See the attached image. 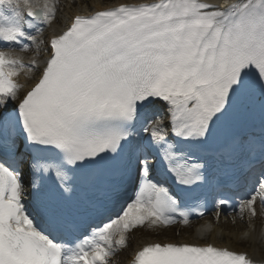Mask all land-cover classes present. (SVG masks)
I'll use <instances>...</instances> for the list:
<instances>
[{
  "label": "snow or ice",
  "instance_id": "6c2138e0",
  "mask_svg": "<svg viewBox=\"0 0 264 264\" xmlns=\"http://www.w3.org/2000/svg\"><path fill=\"white\" fill-rule=\"evenodd\" d=\"M59 2L0 0V264H109L132 229L188 224L205 214L192 191L257 166L253 193L235 206L219 198L215 215L228 209L251 223L257 205L264 214V0L76 14L42 66L25 63L20 53L35 44L39 54ZM36 71L21 95L17 78ZM133 178L118 215L82 238L58 237L78 228L66 193L86 188L102 206ZM132 264L254 262L213 243L153 242Z\"/></svg>",
  "mask_w": 264,
  "mask_h": 264
},
{
  "label": "bare ground",
  "instance_id": "6f19581e",
  "mask_svg": "<svg viewBox=\"0 0 264 264\" xmlns=\"http://www.w3.org/2000/svg\"><path fill=\"white\" fill-rule=\"evenodd\" d=\"M63 2L65 4L59 3L61 7L59 6L60 11L58 13V19L54 21L50 27L42 26L43 31L38 36V39L42 40L44 43L40 45L39 54L36 51L37 46L35 44L32 45L33 51L31 53H20V55L24 57L25 63H29L35 57L40 61L42 66L44 57L49 50L50 38H52L54 34H60L62 30H65L76 14L88 15L94 10H103L121 3H150L152 0H64ZM208 2L226 6L228 3L235 2V0H208ZM83 3L86 4V6L83 5ZM93 5L95 6L94 8ZM17 52H19L18 49ZM39 75L40 73L38 71L31 74H25L24 72L20 74L17 78L18 82L25 85L21 95L34 86L36 79L30 77H39ZM161 111L164 112L166 116L165 109L162 108ZM250 194L251 192H246L245 197ZM24 199L26 202L28 201V198ZM258 209L259 207L257 205L258 212L257 215L252 218L251 223L248 222V216L240 221L232 217L233 222H235L233 225L234 228H231L230 224L224 223L225 219L221 217L220 214L219 220L216 219V215L213 216V220L209 218L201 220L193 231L184 228L183 226L186 225L179 222L166 228L164 227V230L157 233L158 236L154 235L152 237V234L147 232V237L141 238L134 245V249L131 253H128L126 248H118L115 255L109 258V264H132L136 251L142 246L153 242L213 243L216 246L227 247L230 250L246 253L248 257L253 260L254 264H264V215H261ZM246 245L248 246L246 247Z\"/></svg>",
  "mask_w": 264,
  "mask_h": 264
},
{
  "label": "rangeland",
  "instance_id": "374dc122",
  "mask_svg": "<svg viewBox=\"0 0 264 264\" xmlns=\"http://www.w3.org/2000/svg\"><path fill=\"white\" fill-rule=\"evenodd\" d=\"M64 0L61 1V3L63 2ZM90 1V0H89ZM63 4H65L63 2ZM83 5L86 6V4L83 3ZM61 7V6H60ZM63 8V7H62ZM214 214H212L209 219L210 220H213ZM247 214H245V216L243 218H241L238 214L237 216L234 217L235 220L237 221H240V220H243L244 218H247ZM224 223L226 224H230L231 225V228H234L233 225L235 224V222H233L232 218H228V217H225L224 218ZM242 223V222H241ZM198 222L197 223H191L189 225H186V226H183L184 228H187L191 231L194 230L195 226H197ZM244 224V223H243ZM144 229L140 230V229H134V230H131L129 233H127V236H128V244L125 246L126 247V250L128 253H131L133 251V247L134 245L141 239L145 236V232H149L151 233L153 236L156 235L158 236L157 233H159V231L161 230H164L165 228H162V227H148L147 225L143 227ZM223 230V228H222ZM152 236V237H153ZM248 245H246L247 247Z\"/></svg>",
  "mask_w": 264,
  "mask_h": 264
}]
</instances>
